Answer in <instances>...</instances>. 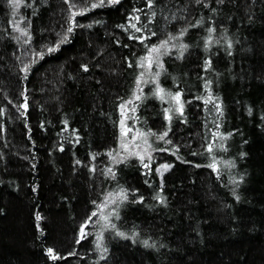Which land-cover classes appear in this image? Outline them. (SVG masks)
Returning a JSON list of instances; mask_svg holds the SVG:
<instances>
[{
    "label": "trees",
    "instance_id": "trees-1",
    "mask_svg": "<svg viewBox=\"0 0 264 264\" xmlns=\"http://www.w3.org/2000/svg\"><path fill=\"white\" fill-rule=\"evenodd\" d=\"M0 264H264V0H0Z\"/></svg>",
    "mask_w": 264,
    "mask_h": 264
},
{
    "label": "rangeland",
    "instance_id": "rangeland-1",
    "mask_svg": "<svg viewBox=\"0 0 264 264\" xmlns=\"http://www.w3.org/2000/svg\"><path fill=\"white\" fill-rule=\"evenodd\" d=\"M18 9L15 8V11ZM16 29H18L16 27ZM160 51L158 53L150 52L147 58L151 60V63H149V59H146L144 65L142 66V73L141 76L137 82V86L134 92L133 97L127 101L125 104V107H121V122H120V129H119V141H118V147L115 152L114 156V164L123 163L128 160L136 159L140 160L142 163L150 162V160L153 158L155 153L157 151L153 148L151 143V137L143 134L138 131H133L129 127V117L132 113L134 106L142 99L144 89L149 84H156L157 89H160L158 84V79L156 76L153 75V65L155 61L160 57V55L164 52L166 53L168 49L158 47ZM160 96H163L164 94L162 92L158 93ZM139 97L137 99L136 97ZM165 97V96H164ZM163 97V98H164ZM165 99V98H164ZM166 100V99H165ZM172 102L174 105L173 108H175L176 111L178 109L182 108V102L180 100V103L177 104L175 100H173L171 97L167 98V101ZM123 133V134H122ZM122 145H126V147H122ZM141 157L143 159H141ZM168 166V165H164ZM162 166L161 173L163 174L168 170L169 167L165 169V167ZM102 215L100 217V221L103 223L108 214L106 213V206H103L102 209Z\"/></svg>",
    "mask_w": 264,
    "mask_h": 264
},
{
    "label": "snow or ice",
    "instance_id": "snow-or-ice-1",
    "mask_svg": "<svg viewBox=\"0 0 264 264\" xmlns=\"http://www.w3.org/2000/svg\"><path fill=\"white\" fill-rule=\"evenodd\" d=\"M109 2L115 4V3H119V0H109ZM10 3H12L13 7H18L19 6V3H20V0H10ZM101 3H103V0H101ZM97 6H99V5H93V7H97ZM133 27H135V25H133ZM68 31L69 32L72 31L71 27L68 29ZM136 31H140V29L139 28H136ZM166 44H167V41H164V42H162V44H161L160 47H165ZM181 47H186V46L182 45ZM54 50L55 49H49V51H54ZM150 51L153 52V53H158L160 51V49L154 47ZM144 59H149V58H142L141 66H143V60ZM149 63H151V60L150 59H149ZM159 92H163V89H158V93ZM136 98L139 99L138 96ZM160 98L163 99V96H161ZM172 99L175 100L177 104L180 103V95L178 93L175 96H172ZM129 103H131V101H129ZM121 107L123 108V107H125V105H121ZM178 110L182 114V108H180ZM166 111H168V110H166ZM168 119H171V117H168ZM166 135H167V132H165L159 138L160 139H164V136H166ZM122 147H126V145H122ZM208 151L209 152L212 151L211 146H209ZM141 159H143V158L141 157ZM145 167H147V165H145ZM164 167L166 169L168 166H164ZM209 167H213L214 168L215 167V163H213L212 165H209ZM109 171H111V169H109ZM109 195H112V194H109ZM120 196H121L122 199H126L127 198V195L123 192V190L121 191ZM93 215H95V213H93ZM37 219H40V217L38 216ZM81 233H82V238H83V235H84L83 228L81 229ZM119 235H123V233H119ZM49 255H51L53 259H57V257L55 255H52V250L51 249H49Z\"/></svg>",
    "mask_w": 264,
    "mask_h": 264
}]
</instances>
